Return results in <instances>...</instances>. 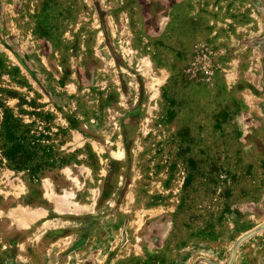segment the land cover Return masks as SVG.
<instances>
[{
	"label": "rangeland",
	"instance_id": "obj_1",
	"mask_svg": "<svg viewBox=\"0 0 264 264\" xmlns=\"http://www.w3.org/2000/svg\"><path fill=\"white\" fill-rule=\"evenodd\" d=\"M0 264H264V0H0Z\"/></svg>",
	"mask_w": 264,
	"mask_h": 264
},
{
	"label": "trees",
	"instance_id": "obj_2",
	"mask_svg": "<svg viewBox=\"0 0 264 264\" xmlns=\"http://www.w3.org/2000/svg\"><path fill=\"white\" fill-rule=\"evenodd\" d=\"M0 136L5 141L2 144L4 153L18 165H26L32 160L33 154L25 140L15 132L12 116L8 115L4 121Z\"/></svg>",
	"mask_w": 264,
	"mask_h": 264
}]
</instances>
